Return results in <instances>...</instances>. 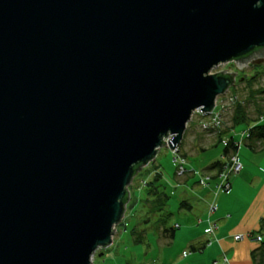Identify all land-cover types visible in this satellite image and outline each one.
Listing matches in <instances>:
<instances>
[{
	"label": "water",
	"instance_id": "obj_1",
	"mask_svg": "<svg viewBox=\"0 0 264 264\" xmlns=\"http://www.w3.org/2000/svg\"><path fill=\"white\" fill-rule=\"evenodd\" d=\"M233 62L264 63V0H0V264H93Z\"/></svg>",
	"mask_w": 264,
	"mask_h": 264
},
{
	"label": "crops",
	"instance_id": "obj_2",
	"mask_svg": "<svg viewBox=\"0 0 264 264\" xmlns=\"http://www.w3.org/2000/svg\"><path fill=\"white\" fill-rule=\"evenodd\" d=\"M187 133L185 143H181L187 166L188 164L193 165L190 160L193 157L189 155H194L195 158L206 157L200 170L195 168L196 172L202 175H216L218 169H210V166L217 161H223L222 147L217 146V135L203 132L198 121L188 125ZM227 135H231V132ZM216 150L219 154H211V151ZM239 157L242 159L243 171L232 178L229 192L220 193L217 196L218 210L210 216V220L218 227L214 235L215 240L211 245H207L209 224L206 219L208 207L214 200V195L210 188L199 187V176L197 175L177 177L180 182L173 187L172 191L174 193L180 190L179 194L183 199L180 209L188 215L191 214L192 219L187 220L185 217L187 221L193 222L190 225L194 227L190 229L187 238L175 232L173 242H181L184 246L187 244L189 249V255L184 256L182 263L176 262L175 264H212L222 254L229 258L230 264H255L252 253L260 244L256 238L263 235L261 222L264 219V151H255L245 147V151L243 149L239 151ZM198 226H202L203 229H199ZM173 227L176 230L182 225L176 223ZM235 235H243L244 238L237 241L234 239ZM158 241L163 243L159 239ZM172 243L165 246H171ZM191 247L197 250L192 251ZM170 263H172L171 259L167 261V264Z\"/></svg>",
	"mask_w": 264,
	"mask_h": 264
},
{
	"label": "rangeland",
	"instance_id": "obj_3",
	"mask_svg": "<svg viewBox=\"0 0 264 264\" xmlns=\"http://www.w3.org/2000/svg\"><path fill=\"white\" fill-rule=\"evenodd\" d=\"M229 67L230 69L228 70ZM224 70H228L227 72L229 73L237 74L235 86H232L228 90V93L225 94L228 95L226 97V101L228 102L226 104L228 105V110H226L225 113V127H229L230 118L232 117V113L238 101L248 102L250 98L249 95L251 88H249L248 82H245V79H247L248 81L252 77L260 75L258 77V80L252 85V89L264 90V63L262 65L255 66L249 65L241 71L237 69L234 62L227 63L219 66L217 69H214L212 73H219ZM225 95L220 97L221 100L225 99ZM230 97L236 98L235 102L232 104L228 101ZM257 99H259V102L261 100H264V94L258 96ZM261 105H264V101L261 102ZM248 111L252 116L256 115L253 103H249ZM194 115L195 116H193L190 123L198 121L196 113ZM249 128V124L236 127L235 136L240 139L241 133ZM227 134H223L221 136V139L223 138L222 140H224L226 137H228ZM187 136L188 133L184 136V139ZM184 139L183 144L185 143ZM241 149L245 151V145ZM179 153L181 156L184 155V152L182 151V145ZM211 154L217 155L219 154V152L218 150L211 151ZM189 156L193 157V159H190L193 165L188 164V170H200L201 166L204 164L203 162L206 160V157L195 158L194 155ZM240 160H242L241 157ZM158 172L162 174V178L159 184L162 185L163 189L170 197L166 206L167 212L171 214V217L168 221L169 225L173 226L176 223L182 225L180 229H176L177 233L181 236H185L186 238L189 236V231L194 226L190 225L193 222L187 220L192 219V217L191 214L188 215V213L180 209V204L183 200L179 194L180 190L174 193L172 191L173 187L178 185L180 181L178 180L176 175V166L173 162L172 150L163 147L160 149L156 159L153 162L149 163V165L143 167L139 174L133 179V182L129 188L130 197L132 200L128 203L127 211L123 220L115 229L113 244L107 249H99L93 257V264H167V261L170 259L172 261V263L170 264H175L176 262L182 263V260L184 259L183 253L185 251L189 252L187 244L184 246V244L181 242H173L171 246H165V244L159 243L158 236L155 233V229L151 228V225L145 227V225L142 223V220H144L148 215L147 210L144 207L147 199L146 186L148 185L149 181L153 180L154 177L158 175ZM194 181L196 180L194 179ZM185 216L187 217V220ZM140 224H142L140 228L146 231L145 240L142 243H136L135 240H133L132 229L137 225L139 226ZM196 227L197 226L195 225V228ZM198 227L201 230L203 229L202 226ZM140 230L137 229L136 231L139 232Z\"/></svg>",
	"mask_w": 264,
	"mask_h": 264
},
{
	"label": "trees",
	"instance_id": "obj_4",
	"mask_svg": "<svg viewBox=\"0 0 264 264\" xmlns=\"http://www.w3.org/2000/svg\"><path fill=\"white\" fill-rule=\"evenodd\" d=\"M260 75H256L249 79H245V82H248L250 90V98L248 102H239L237 103L232 117L230 118V126L225 127V129L217 135L218 142L217 146L222 147V157H229L231 154L237 152V147L234 143V136L229 135V143L228 145H224L221 141V136L223 134L229 133L231 130H235L236 127L240 125L249 124L250 125V136L245 141V147L253 149L255 151H264V105H261V100L257 99L258 96L264 94V90H253L252 85L254 82L258 80ZM249 103H253L256 115L252 116L251 113L248 111ZM181 149V145H180ZM185 158V156L183 155ZM140 166L136 167V170ZM225 164L223 161H217L210 166V169H218V173L213 175V180H217L220 173L223 171ZM162 178V174L158 172V175L154 177L153 180L148 182L147 188V199L146 203L144 204L145 209L147 210V216L142 223L145 227L151 225V228L155 229V233L158 236V239L162 241L165 245H170L174 238H175V228L169 225V219L171 214L167 212V203L170 199L168 194L163 189L162 185L159 184ZM182 206V205H181ZM137 225L132 229V236L133 240L136 243H142L145 240L146 231L142 230ZM137 229H141L139 232L136 231ZM146 229V228H145ZM264 233V219L261 222V233ZM262 238V241L259 244V247L255 249L252 253L253 261L255 264H264V239L263 235H259ZM192 251H196L195 247H191Z\"/></svg>",
	"mask_w": 264,
	"mask_h": 264
},
{
	"label": "built area",
	"instance_id": "obj_5",
	"mask_svg": "<svg viewBox=\"0 0 264 264\" xmlns=\"http://www.w3.org/2000/svg\"><path fill=\"white\" fill-rule=\"evenodd\" d=\"M227 96L228 95H225V99L223 100H221V98L217 99L215 109L209 115H205L200 111L195 112L198 118L199 126L203 132L218 135L225 129V113L226 110H228V105H226L228 103L226 101ZM235 100V97H230L228 99L231 104L234 103ZM231 135L234 136V143L237 147V152L231 154L229 157H222L225 167L218 176L217 180H213V175H202L197 173L194 169L188 170L186 158H184L183 155L181 156L179 153L181 150L180 146L172 150L173 162L176 166L177 177L182 178L189 174H195L199 176L198 185L203 189L210 188L212 194L214 195V200L209 204L208 217L206 219L209 224L207 229V235L209 236L207 245H211L215 240L214 235L216 230L218 229L217 224L210 220V216L218 210V203L216 198L220 193L229 192L232 186V178L238 176L243 171V164L239 157V151L241 150V148H243L246 139H248L250 136V128L241 133L240 139L235 136L236 134H234V130L231 131ZM171 139V136L169 138H166V144H168L169 140ZM222 139V143L225 146L228 145L229 137H226L224 140ZM176 227H178V225H176ZM243 238V235H235L234 237V239L237 241L242 240ZM256 241L261 242V236H258L256 238ZM188 255V252L184 253L185 257H187ZM212 264H230V260L225 254H222L218 259H215Z\"/></svg>",
	"mask_w": 264,
	"mask_h": 264
}]
</instances>
